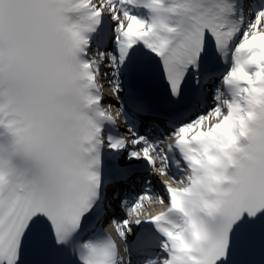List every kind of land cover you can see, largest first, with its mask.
<instances>
[{"label":"snow or ice","instance_id":"6c2138e0","mask_svg":"<svg viewBox=\"0 0 264 264\" xmlns=\"http://www.w3.org/2000/svg\"><path fill=\"white\" fill-rule=\"evenodd\" d=\"M0 264H264V0H0Z\"/></svg>","mask_w":264,"mask_h":264},{"label":"bare ground","instance_id":"6f19581e","mask_svg":"<svg viewBox=\"0 0 264 264\" xmlns=\"http://www.w3.org/2000/svg\"><path fill=\"white\" fill-rule=\"evenodd\" d=\"M109 100V99H108ZM156 186H158V185H156Z\"/></svg>","mask_w":264,"mask_h":264}]
</instances>
